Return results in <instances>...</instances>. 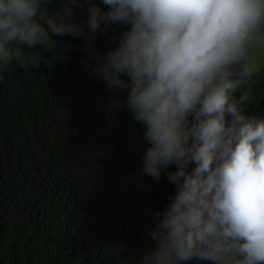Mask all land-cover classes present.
<instances>
[{
    "label": "clouds",
    "instance_id": "1",
    "mask_svg": "<svg viewBox=\"0 0 264 264\" xmlns=\"http://www.w3.org/2000/svg\"><path fill=\"white\" fill-rule=\"evenodd\" d=\"M58 2L0 0V82L59 58L57 37L72 36L89 44L94 73L127 92L149 144L142 172L158 181L177 166L175 196L135 264H264V117L233 95L264 58V0ZM85 6L86 25L75 12ZM113 25L124 31L100 54L91 41Z\"/></svg>",
    "mask_w": 264,
    "mask_h": 264
},
{
    "label": "trees",
    "instance_id": "2",
    "mask_svg": "<svg viewBox=\"0 0 264 264\" xmlns=\"http://www.w3.org/2000/svg\"><path fill=\"white\" fill-rule=\"evenodd\" d=\"M86 7L75 10L85 25ZM113 29L96 34L94 50L116 46L124 29ZM57 40L59 58L14 66L0 82V264H135L154 245L153 216L175 196L177 166L158 181L142 172L149 144L127 92L94 73L83 37ZM233 95L244 114L264 117V63Z\"/></svg>",
    "mask_w": 264,
    "mask_h": 264
},
{
    "label": "rangeland",
    "instance_id": "3",
    "mask_svg": "<svg viewBox=\"0 0 264 264\" xmlns=\"http://www.w3.org/2000/svg\"><path fill=\"white\" fill-rule=\"evenodd\" d=\"M262 63H264V58L260 60L259 66H261Z\"/></svg>",
    "mask_w": 264,
    "mask_h": 264
}]
</instances>
